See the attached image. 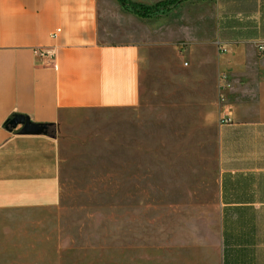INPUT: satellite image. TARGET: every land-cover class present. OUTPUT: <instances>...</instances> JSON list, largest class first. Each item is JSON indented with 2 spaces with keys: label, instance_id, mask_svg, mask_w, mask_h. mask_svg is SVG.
Segmentation results:
<instances>
[{
  "label": "rangeland",
  "instance_id": "obj_1",
  "mask_svg": "<svg viewBox=\"0 0 264 264\" xmlns=\"http://www.w3.org/2000/svg\"><path fill=\"white\" fill-rule=\"evenodd\" d=\"M196 1L136 16L129 27L146 44L139 105L94 110L64 128L61 204L0 221V264L177 262L182 246L217 228L218 128L242 91L257 94L239 76L256 66L221 59L210 45L215 22Z\"/></svg>",
  "mask_w": 264,
  "mask_h": 264
},
{
  "label": "crops",
  "instance_id": "obj_2",
  "mask_svg": "<svg viewBox=\"0 0 264 264\" xmlns=\"http://www.w3.org/2000/svg\"><path fill=\"white\" fill-rule=\"evenodd\" d=\"M199 1L221 59L254 61V73L239 76L257 94L242 91L218 128L217 228L182 246L177 262L156 264H264V0ZM135 20L117 0H0V221L61 204L65 127L139 105L146 44L129 27Z\"/></svg>",
  "mask_w": 264,
  "mask_h": 264
},
{
  "label": "trees",
  "instance_id": "obj_3",
  "mask_svg": "<svg viewBox=\"0 0 264 264\" xmlns=\"http://www.w3.org/2000/svg\"><path fill=\"white\" fill-rule=\"evenodd\" d=\"M122 8L138 18H151L153 15L169 13L188 0H166L153 6H147L131 0H117Z\"/></svg>",
  "mask_w": 264,
  "mask_h": 264
},
{
  "label": "built area",
  "instance_id": "obj_4",
  "mask_svg": "<svg viewBox=\"0 0 264 264\" xmlns=\"http://www.w3.org/2000/svg\"><path fill=\"white\" fill-rule=\"evenodd\" d=\"M258 51L264 54V42L258 45ZM230 122V119L227 117L221 119V123Z\"/></svg>",
  "mask_w": 264,
  "mask_h": 264
},
{
  "label": "water",
  "instance_id": "obj_5",
  "mask_svg": "<svg viewBox=\"0 0 264 264\" xmlns=\"http://www.w3.org/2000/svg\"><path fill=\"white\" fill-rule=\"evenodd\" d=\"M31 128V127H30ZM30 131L29 132H39L40 131V129L39 128H37V127H33V128H31V129H29Z\"/></svg>",
  "mask_w": 264,
  "mask_h": 264
}]
</instances>
